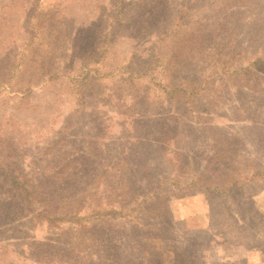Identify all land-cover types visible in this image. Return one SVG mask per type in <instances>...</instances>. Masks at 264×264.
Instances as JSON below:
<instances>
[{
    "label": "rangeland",
    "instance_id": "obj_1",
    "mask_svg": "<svg viewBox=\"0 0 264 264\" xmlns=\"http://www.w3.org/2000/svg\"><path fill=\"white\" fill-rule=\"evenodd\" d=\"M0 163V264H264V0H0Z\"/></svg>",
    "mask_w": 264,
    "mask_h": 264
},
{
    "label": "trees",
    "instance_id": "obj_2",
    "mask_svg": "<svg viewBox=\"0 0 264 264\" xmlns=\"http://www.w3.org/2000/svg\"><path fill=\"white\" fill-rule=\"evenodd\" d=\"M105 37L107 38V36ZM195 93L196 91L192 92L191 95H195ZM154 130L155 133H157L158 135V152L160 155L167 159L166 162L169 165L171 171L175 173H185L187 170V165L183 153L172 152V154L167 156L169 152V147L176 143L179 139V136L181 135L180 129L177 130V128H175V126L173 125L170 126L169 122L167 121L165 123H156ZM0 176L3 178L4 182H6L10 186V190L19 196L22 204L24 205V210L35 220H45L50 226H56L59 221L63 220L62 217H53L45 211H38L36 207V193L29 187L26 182L20 180L17 176H15L12 173L10 167L4 166L0 163Z\"/></svg>",
    "mask_w": 264,
    "mask_h": 264
}]
</instances>
